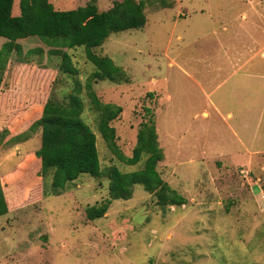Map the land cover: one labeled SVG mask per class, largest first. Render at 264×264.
Here are the masks:
<instances>
[{
  "label": "rangeland",
  "instance_id": "rangeland-1",
  "mask_svg": "<svg viewBox=\"0 0 264 264\" xmlns=\"http://www.w3.org/2000/svg\"><path fill=\"white\" fill-rule=\"evenodd\" d=\"M91 1L105 12L123 0H50L56 10ZM136 1L145 2V28L113 34L94 50L129 82L93 80V90L123 109L111 126L127 157L141 124L154 121L164 152L157 170L187 204L161 207L138 185L131 200L113 201L103 218L90 221L86 210L110 197V180L89 175L46 196L52 174L39 177L33 156L41 129L28 132L42 113L16 131L12 124L52 92L65 101L77 82L102 170L134 173L146 157L130 167L107 148L87 97L97 69L84 47L62 50L78 70L73 78L59 71L62 59L52 48L21 40L22 58L30 50L42 54L21 62L13 52L0 83V186L8 205L0 217V264H264V0ZM5 42L0 38V49Z\"/></svg>",
  "mask_w": 264,
  "mask_h": 264
},
{
  "label": "trees",
  "instance_id": "trees-1",
  "mask_svg": "<svg viewBox=\"0 0 264 264\" xmlns=\"http://www.w3.org/2000/svg\"><path fill=\"white\" fill-rule=\"evenodd\" d=\"M16 0H0V38L6 42L0 49V83L5 67L13 52L20 61L34 55H41V49L30 50L22 58L23 49L18 41L38 38L52 48V54L62 59L59 71L75 78L78 70L71 57L62 50L84 47L86 57L97 69V73L87 82L86 90L93 112L98 115V130L109 151L124 165L137 166L144 157V167L134 173H122L117 168L102 170L96 134L83 120L84 102L81 98L82 86L79 82L65 101H58L51 94L43 107L34 106L26 115L12 124L16 131L24 122L42 113L28 132L41 129V147L33 155L41 162L40 176L43 180L52 174V183L45 191L46 196L61 195L69 184L76 182L81 175L93 178L106 176L110 180V197L100 205L86 210L90 221L103 218L113 201L131 200L135 186L157 197L161 207L184 206L187 200L166 183L157 170L164 160V152L158 143V135L153 120L142 123L138 133V143L131 158L123 154L117 144V132L111 124L119 119L123 109L115 104L101 102L92 82L110 81L121 84L129 82L122 68L107 57H100L94 50L100 48L111 35L142 30L147 24L145 2L123 0L110 10L100 12L95 1L75 10H56L50 0H20V12L15 13ZM149 113L150 110H148ZM27 133L17 136L22 140ZM8 214L4 191L0 186V217Z\"/></svg>",
  "mask_w": 264,
  "mask_h": 264
},
{
  "label": "crops",
  "instance_id": "crops-1",
  "mask_svg": "<svg viewBox=\"0 0 264 264\" xmlns=\"http://www.w3.org/2000/svg\"><path fill=\"white\" fill-rule=\"evenodd\" d=\"M206 114V113H205ZM232 117V114H228L227 115V118L229 119V118H231ZM6 197V196H5ZM6 203H7V201H6ZM8 206V205H7Z\"/></svg>",
  "mask_w": 264,
  "mask_h": 264
}]
</instances>
